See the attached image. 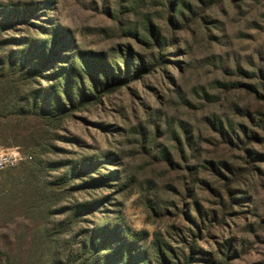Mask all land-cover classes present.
Here are the masks:
<instances>
[{
  "label": "rangeland",
  "instance_id": "374dc122",
  "mask_svg": "<svg viewBox=\"0 0 264 264\" xmlns=\"http://www.w3.org/2000/svg\"><path fill=\"white\" fill-rule=\"evenodd\" d=\"M46 1L0 0L1 8L18 3L43 8L35 10L34 19L13 22L4 37L32 35L31 21L55 24L66 28L65 39L82 51L114 58L115 64L120 56L113 50L126 54L130 45L135 63L140 56L153 65L158 49L133 38L136 30L143 32L150 14L163 40L172 43L167 51L171 61L156 66L143 83L134 81L102 103L75 111L60 129L45 130L39 148H19L23 159L0 173L2 263L57 264L64 259L61 243L68 236H55L51 223L66 220L63 207L90 201L100 192L111 198L94 212L99 218L78 219L86 221L73 233L94 220L120 218L147 233L145 247L165 242L180 258L195 244L206 255L194 264H264V141L249 146L262 154L251 167L241 148L225 145L208 122L217 115L232 136L240 124L249 130L260 125L255 114L263 112V104L241 84L257 85L264 93V0H222L196 18L185 9L187 26L181 31L172 29L161 0ZM185 1L198 12L196 0ZM14 148L0 143V152ZM97 156H107L100 173L124 178V183L111 182L119 193L109 185L69 190L61 184L68 166L78 161L82 166ZM210 161L232 166L228 180L214 177ZM98 176L93 165L71 185ZM231 193L236 199L230 206ZM197 210L209 223L194 242L191 234L201 222Z\"/></svg>",
  "mask_w": 264,
  "mask_h": 264
},
{
  "label": "trees",
  "instance_id": "16d2710c",
  "mask_svg": "<svg viewBox=\"0 0 264 264\" xmlns=\"http://www.w3.org/2000/svg\"><path fill=\"white\" fill-rule=\"evenodd\" d=\"M161 1L170 15L169 23L172 29L181 31L187 26L185 9L196 18L222 0H196L198 12L193 10L192 3L186 4L185 0ZM46 2L50 3V0ZM38 9L43 10L35 3L0 7V143L7 147L16 146L27 151L39 148L40 140H45V130L60 129L63 123L73 117L75 111H81L87 104L102 103L106 95L128 88L134 81L143 83L156 66L166 67L171 61L167 51L173 48L172 43L163 40L150 14L143 32L136 30L133 38L139 43L148 45L152 50L158 49V54H154L152 59L153 65L140 56H138L139 62L135 63L133 48L130 45L126 47V54L113 50L120 56L115 64L114 58L107 60L106 55L82 51L65 39L68 30L59 28L55 24L39 25L31 21V25L36 28L32 35L24 32L25 37H4V31L9 29L13 22L20 23L22 19L24 21H29V18L34 19L37 12L35 10ZM39 20L43 21L41 18ZM13 45L19 49H7ZM262 79L264 89V76ZM241 85L249 88L256 95V100L263 104V112L255 114L260 117V125L254 126L255 130L254 128L249 130L245 125L240 124L241 130L232 136L217 115L208 118V122L209 127L219 135L225 145L240 147L245 161L251 167H255L254 164L260 161L262 154L249 146L253 141H264L261 135V130L264 131V93L260 92L257 85ZM253 121H256V118H253ZM179 144L180 150L183 151L180 141ZM102 160H107V156H97L94 160L86 158L82 166L79 161L68 166L67 171L62 175L61 184L68 186L69 190L83 187L99 189L109 185L119 193V186L111 182L119 179L124 183V178L111 171L109 174L100 173ZM169 162L173 161L169 160ZM208 163L216 179L228 180L226 173H232V166L228 162L218 163L219 166H216V161ZM93 165L98 177H92L87 181L80 179L82 182L76 188L71 185L76 181L75 179L81 177V173L87 174ZM228 189L230 190L229 186ZM232 194L229 195L230 206L236 199ZM96 196L97 198L77 203L72 208L63 207V211L67 213L66 220L51 223V230L55 236H68L61 243L65 245L63 254L66 256L58 260L57 264H194L198 259H204L205 251L197 248L195 244L190 246L188 252L180 258L165 242H156L145 247L142 238H147V233L136 232L127 227L120 218L94 220L73 233V228L77 229L79 223L86 221L78 219L91 214L98 219L94 212L111 198L100 192ZM69 209L70 211H66ZM198 216L201 222L199 225L196 224V232L191 234L194 242L202 237L201 232L209 223L202 212L198 211ZM70 217L77 220H68ZM192 221L195 222V219ZM60 255L61 253L58 252V257ZM2 257L0 251V264H3ZM7 264H11L9 260Z\"/></svg>",
  "mask_w": 264,
  "mask_h": 264
},
{
  "label": "built area",
  "instance_id": "2783aa9c",
  "mask_svg": "<svg viewBox=\"0 0 264 264\" xmlns=\"http://www.w3.org/2000/svg\"><path fill=\"white\" fill-rule=\"evenodd\" d=\"M31 159V157H24V159ZM23 159L21 152L18 148L10 149L7 151L0 152V173L16 166Z\"/></svg>",
  "mask_w": 264,
  "mask_h": 264
}]
</instances>
